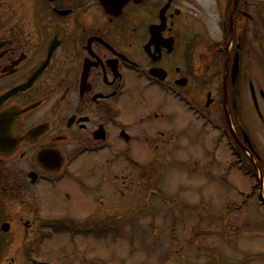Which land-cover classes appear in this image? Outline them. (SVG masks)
I'll return each mask as SVG.
<instances>
[{
  "label": "flooded vegetation",
  "instance_id": "af4514ba",
  "mask_svg": "<svg viewBox=\"0 0 264 264\" xmlns=\"http://www.w3.org/2000/svg\"><path fill=\"white\" fill-rule=\"evenodd\" d=\"M234 2L218 3L228 9V24ZM194 3L0 0V230L4 224L16 229L21 217L20 225L34 233L53 228L58 221L43 219L33 202L59 194L72 204L75 195L65 184L80 186V197L97 199L111 182L123 199L131 186L142 193L163 180L172 163L198 167L177 156L192 137L202 140L207 169L217 167L220 145L242 150L235 134L249 146L241 86L247 82L249 90L251 83L243 43L255 21L253 3L238 2L231 49L212 37L203 40ZM228 54L232 127L224 113ZM137 145L151 153L149 161L134 158ZM75 162L88 166L86 175L98 172L96 187L81 176L82 167L71 169ZM122 164L134 173L118 174ZM4 243L0 239V247Z\"/></svg>",
  "mask_w": 264,
  "mask_h": 264
},
{
  "label": "rangeland",
  "instance_id": "374dc122",
  "mask_svg": "<svg viewBox=\"0 0 264 264\" xmlns=\"http://www.w3.org/2000/svg\"><path fill=\"white\" fill-rule=\"evenodd\" d=\"M196 2L195 13L203 18V23L196 22L197 31L203 34L204 41L212 37L220 43L224 35L225 7L218 5L219 0ZM256 2L264 3V0H251L250 11L255 21L250 22L249 34L244 35L247 41L244 68L249 70L250 82L258 93L264 92V5H254ZM256 55L260 56V62ZM249 90L247 82L241 86L250 136L264 158V119L260 120L252 102L247 100ZM260 108L264 118V103ZM201 141L199 137L190 138V143L177 156L182 161L196 160L195 164L202 165L194 168L172 163L163 180L145 185L142 193L131 186L129 191L125 190L129 195L123 199L116 195L118 188L113 189V183L107 182L102 186L104 195L97 198L104 200L99 205V200L92 199L95 194L80 197L77 192L81 187L65 184L69 181L66 180L62 186L65 184L72 189L76 198L72 204L63 203L59 194L33 202L41 209L43 219L59 221L53 228L43 230L44 239L39 237L37 243L27 244L21 254L23 243L20 241L23 236L27 237L25 228L20 225L23 217L18 218L13 233H0L4 242L18 241L11 247L9 257H15L16 264H25L28 257L48 259L50 264H78L81 258L83 264H264V206L257 197L259 190L253 194L254 178L241 173L237 165L231 169L226 166V159L233 158L225 148L220 152L219 162L214 164L217 167L207 169ZM137 147L134 158L149 161L151 153ZM79 167H82L81 176H87L92 181L88 182L91 187H96L93 183L98 172L92 170L86 175L84 171L88 166L81 162H75L71 169L77 171ZM124 169L122 164L115 170L120 175L134 173ZM245 193H248L246 198ZM112 204L116 210L104 211L105 206ZM103 222H106L105 229L87 232L75 241L69 239L68 232L76 230L68 226H85L86 229L88 224L98 227ZM111 228L117 231H109ZM0 263L8 264L4 253L0 254Z\"/></svg>",
  "mask_w": 264,
  "mask_h": 264
},
{
  "label": "water",
  "instance_id": "95a60500",
  "mask_svg": "<svg viewBox=\"0 0 264 264\" xmlns=\"http://www.w3.org/2000/svg\"><path fill=\"white\" fill-rule=\"evenodd\" d=\"M260 186H261V190L263 191L264 187H263L262 179L260 180ZM261 197H262V203L264 204V196L262 195Z\"/></svg>",
  "mask_w": 264,
  "mask_h": 264
}]
</instances>
